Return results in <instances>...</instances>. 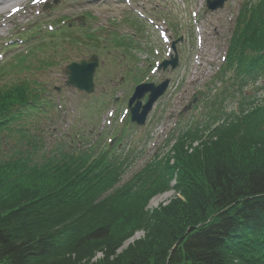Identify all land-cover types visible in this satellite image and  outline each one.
Here are the masks:
<instances>
[{
    "label": "trees",
    "instance_id": "1",
    "mask_svg": "<svg viewBox=\"0 0 264 264\" xmlns=\"http://www.w3.org/2000/svg\"><path fill=\"white\" fill-rule=\"evenodd\" d=\"M36 52L14 56L20 76L0 86V264H264V97L239 101L237 114L210 103L121 183L128 157L114 146L44 139L51 89L26 63L43 71L59 53ZM230 71L222 93L258 79L264 91V0L239 11L219 80ZM169 190L172 200L147 211Z\"/></svg>",
    "mask_w": 264,
    "mask_h": 264
},
{
    "label": "rangeland",
    "instance_id": "2",
    "mask_svg": "<svg viewBox=\"0 0 264 264\" xmlns=\"http://www.w3.org/2000/svg\"><path fill=\"white\" fill-rule=\"evenodd\" d=\"M244 1L228 0L222 10L213 13L206 10V0H130L127 3L125 0H26L20 6L14 0L9 1L4 5L5 14L0 18V86L20 76L13 68V56L24 54L27 44L17 39H25L31 30H35L39 36L33 42H37L38 46L29 49L38 51L36 57L44 59L52 54V50L60 56L47 60L50 65L43 71L37 69L38 63L33 59L26 63L31 69L29 74L45 81L51 89L48 97L54 109L44 120V126L49 127L44 139L47 142L51 139L69 142L77 136L83 138V144L92 145L97 141L104 145L111 139L115 144L120 131L124 130L118 147L121 156H128L123 183L153 158L165 155L172 144L170 138L187 124L193 127L198 123L200 114L204 116L209 111L210 103L223 100L222 113L229 114L236 111V102L247 99L257 102L263 96V89H260L262 80L259 79L241 92L230 89V93H222L231 84L228 80L233 74L227 73L222 84L209 82L208 78L227 50L236 14ZM13 6H18L14 7L18 13H12ZM192 13L197 15L196 26L191 21ZM149 21L157 25L164 22L168 32L176 27L177 33L173 38L183 35L185 39L181 46H177L180 66L173 72L160 71L145 76L154 83L169 78L171 91L155 104L145 127L137 129L133 126L128 130V127H123L127 118L121 123L123 116L120 115L135 87L133 74L144 76L142 74L153 60L164 58L163 45ZM67 26L74 29L72 33L67 31ZM59 28L61 31L57 32ZM197 30L201 32L200 49L196 42ZM87 34L93 37L89 38ZM131 36L141 50L134 51L132 46L128 49L126 42ZM6 44L16 47L6 48ZM37 47L40 48L35 49ZM142 48H147V51ZM150 50H156L160 56H154L153 52L152 56L149 55ZM90 55L99 59L93 80L94 92L88 96L64 87V71L68 63L87 60ZM10 61L12 65L8 66ZM189 72L193 73L189 77L190 83H182L181 78H186ZM177 85L179 87L173 91ZM194 98L196 102L188 109ZM184 108L187 111L183 112ZM168 140L171 141L169 144ZM175 196L171 190L157 194L148 202L146 209L151 212L159 205H166ZM143 235L142 231L134 233L115 253L120 254ZM101 258L102 254L95 253L92 262Z\"/></svg>",
    "mask_w": 264,
    "mask_h": 264
},
{
    "label": "water",
    "instance_id": "3",
    "mask_svg": "<svg viewBox=\"0 0 264 264\" xmlns=\"http://www.w3.org/2000/svg\"><path fill=\"white\" fill-rule=\"evenodd\" d=\"M226 0H217L207 2V8L210 11H215L218 8H222L223 3ZM174 46V44H173ZM170 65L171 69L177 66L176 59L171 62H164L161 64V68L164 70ZM98 66V60L95 56H92L89 61H80L79 63H72L66 67L65 70V86L73 88L86 94H91L94 90L93 76L95 69ZM168 81H165L161 85L154 87V85H139L135 88L132 97L128 101V109L130 110L131 123H135L137 126H143L145 119L150 112L154 102L162 96L164 93ZM148 94L145 105L142 106L140 100ZM134 106L132 107V104Z\"/></svg>",
    "mask_w": 264,
    "mask_h": 264
},
{
    "label": "bare ground",
    "instance_id": "4",
    "mask_svg": "<svg viewBox=\"0 0 264 264\" xmlns=\"http://www.w3.org/2000/svg\"><path fill=\"white\" fill-rule=\"evenodd\" d=\"M9 1H12V0H0V18L3 16V14H5V7H4V5L7 3V2H9ZM14 1H16V3L18 4V6H20V5H22V4H24V2L26 1V0H14ZM18 6H13L12 8H14V7H18ZM11 8V9H12ZM10 11V9L8 10V12ZM1 31V30H0Z\"/></svg>",
    "mask_w": 264,
    "mask_h": 264
},
{
    "label": "snow or ice",
    "instance_id": "5",
    "mask_svg": "<svg viewBox=\"0 0 264 264\" xmlns=\"http://www.w3.org/2000/svg\"><path fill=\"white\" fill-rule=\"evenodd\" d=\"M33 2H35V0H33ZM16 11H18V10H16Z\"/></svg>",
    "mask_w": 264,
    "mask_h": 264
}]
</instances>
